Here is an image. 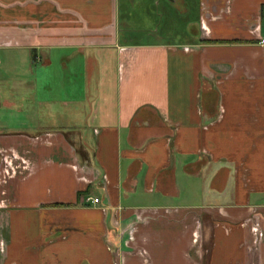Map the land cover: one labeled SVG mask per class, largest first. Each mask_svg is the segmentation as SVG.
I'll return each mask as SVG.
<instances>
[{
  "label": "crops",
  "instance_id": "crops-1",
  "mask_svg": "<svg viewBox=\"0 0 264 264\" xmlns=\"http://www.w3.org/2000/svg\"><path fill=\"white\" fill-rule=\"evenodd\" d=\"M261 39L264 0H0V264H264Z\"/></svg>",
  "mask_w": 264,
  "mask_h": 264
},
{
  "label": "built area",
  "instance_id": "built-area-1",
  "mask_svg": "<svg viewBox=\"0 0 264 264\" xmlns=\"http://www.w3.org/2000/svg\"><path fill=\"white\" fill-rule=\"evenodd\" d=\"M260 43L262 45H264V39H261ZM82 201H83V203H86V204L90 203V204H93V205H96V204H99L100 203V199L93 198L91 196H87V197L85 196V197H83Z\"/></svg>",
  "mask_w": 264,
  "mask_h": 264
},
{
  "label": "rangeland",
  "instance_id": "rangeland-1",
  "mask_svg": "<svg viewBox=\"0 0 264 264\" xmlns=\"http://www.w3.org/2000/svg\"><path fill=\"white\" fill-rule=\"evenodd\" d=\"M159 17L157 18L156 17V19H155V21H154V23L150 26V27H152V28H150V29H152V30H155L156 29V27H157V25L159 24ZM160 30V29H159ZM0 199H1V197H0ZM1 234V233H0ZM0 239H1V236H0Z\"/></svg>",
  "mask_w": 264,
  "mask_h": 264
}]
</instances>
